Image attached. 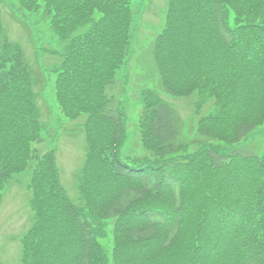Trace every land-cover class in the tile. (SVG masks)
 <instances>
[{
  "label": "trees",
  "instance_id": "trees-1",
  "mask_svg": "<svg viewBox=\"0 0 264 264\" xmlns=\"http://www.w3.org/2000/svg\"><path fill=\"white\" fill-rule=\"evenodd\" d=\"M20 2L30 11L45 5L55 31L71 37L57 98L62 117L87 115L89 134L80 208L61 183L55 150L35 146L44 138L30 70L19 46L4 42L0 107L11 100L21 113L4 134L0 124L14 145L0 144V184L33 168L36 222L22 240L23 264L52 256L58 264H264V154L245 142L264 123V0H169L153 42L159 92H147L154 99L143 105L135 155L123 152L127 117L113 89L130 54L132 0ZM81 26L90 27L76 34ZM160 91L196 92L192 138ZM212 99L213 112L201 115ZM90 215L114 223L111 258Z\"/></svg>",
  "mask_w": 264,
  "mask_h": 264
},
{
  "label": "rangeland",
  "instance_id": "rangeland-1",
  "mask_svg": "<svg viewBox=\"0 0 264 264\" xmlns=\"http://www.w3.org/2000/svg\"><path fill=\"white\" fill-rule=\"evenodd\" d=\"M168 4L169 0H132L135 19L130 54L126 65L118 72L113 86L115 95L124 105L126 112L123 152L130 155L143 151L140 145L139 118L145 100L154 99L147 92H159L160 77L153 42L166 24ZM99 15L97 13V17ZM53 19L54 13L45 5L30 11L21 7L20 0H0V57L4 52V42L17 44L22 50L24 61L30 70L43 127L37 134L44 139L35 146L41 151L55 150L61 183L72 201L83 208L86 198L83 197L79 185L80 173L85 171L87 157V115L82 114L73 119L62 117L56 91L57 69L63 62L71 37L62 38L53 27ZM89 27L81 26L76 34L86 32ZM3 70L0 64V77ZM160 96L175 108L184 120V132L192 138L200 117L198 109L195 108L198 99L196 92L189 96H172L160 91ZM214 100L203 105L201 115L213 112ZM8 104H12L11 100L0 107V119L3 120L0 124H4L3 134L8 127L11 128L14 115L21 113L10 108ZM21 127L18 126L15 132L18 133ZM2 139L0 134L2 148H14L11 140L4 142ZM245 142L250 151L263 155L264 123L258 126ZM97 163L99 167H95V173L105 164L102 157ZM32 170V166L14 169L12 173L9 172L6 181L0 184V264H23L22 240L36 222V213L31 203L34 196L31 187ZM88 170L86 167V174ZM88 221L91 225H102V231L97 230V238L111 258L114 223L95 215H90ZM52 245L53 243H50L49 247L52 248ZM58 260L59 258L52 256L51 264H58ZM151 263L146 261L144 264Z\"/></svg>",
  "mask_w": 264,
  "mask_h": 264
}]
</instances>
